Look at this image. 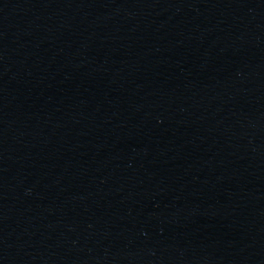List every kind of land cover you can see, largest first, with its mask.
Instances as JSON below:
<instances>
[{"label":"water","instance_id":"1","mask_svg":"<svg viewBox=\"0 0 264 264\" xmlns=\"http://www.w3.org/2000/svg\"><path fill=\"white\" fill-rule=\"evenodd\" d=\"M0 264H264V0H0Z\"/></svg>","mask_w":264,"mask_h":264}]
</instances>
